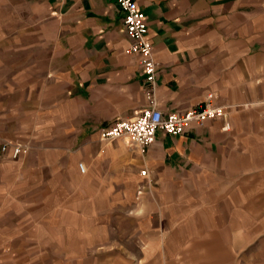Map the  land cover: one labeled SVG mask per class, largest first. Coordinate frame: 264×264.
Wrapping results in <instances>:
<instances>
[{
  "label": "crops",
  "instance_id": "crops-1",
  "mask_svg": "<svg viewBox=\"0 0 264 264\" xmlns=\"http://www.w3.org/2000/svg\"><path fill=\"white\" fill-rule=\"evenodd\" d=\"M134 2L156 108L226 116L101 140L147 104L117 5L0 0V264H264V0Z\"/></svg>",
  "mask_w": 264,
  "mask_h": 264
},
{
  "label": "built area",
  "instance_id": "built-area-1",
  "mask_svg": "<svg viewBox=\"0 0 264 264\" xmlns=\"http://www.w3.org/2000/svg\"><path fill=\"white\" fill-rule=\"evenodd\" d=\"M122 12L123 27L129 39L126 51L137 55L143 74V93L147 98V104L138 115L128 119L114 121L111 125L103 127L99 131L101 140H113L124 136L134 143L140 152L153 143L155 133L162 131L165 134H181L192 126H201L206 119L223 118L226 111L221 106L213 104V94L206 93L201 105H196L183 111H174L163 114L155 106V72L156 65L152 56L151 44L146 36V20L134 0H113ZM223 127H227L224 123ZM1 151L5 153L10 147L7 143L2 144ZM10 157L16 158L28 150L26 145H12ZM78 171L83 173L82 163L77 164ZM142 177H146V169L139 170ZM150 180H148L149 182ZM140 192V188H138Z\"/></svg>",
  "mask_w": 264,
  "mask_h": 264
}]
</instances>
